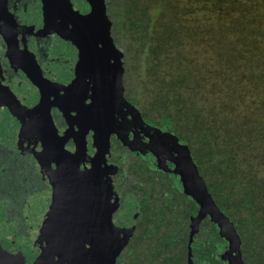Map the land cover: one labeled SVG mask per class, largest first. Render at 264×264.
Returning <instances> with one entry per match:
<instances>
[{"label": "rangeland", "instance_id": "374dc122", "mask_svg": "<svg viewBox=\"0 0 264 264\" xmlns=\"http://www.w3.org/2000/svg\"><path fill=\"white\" fill-rule=\"evenodd\" d=\"M23 11L57 77L2 101L0 264H215L214 229L238 231L220 225V206L264 181V0H28ZM108 157L119 167L102 174ZM43 181L41 199L19 207ZM64 199L87 213H63Z\"/></svg>", "mask_w": 264, "mask_h": 264}, {"label": "flooded vegetation", "instance_id": "af4514ba", "mask_svg": "<svg viewBox=\"0 0 264 264\" xmlns=\"http://www.w3.org/2000/svg\"><path fill=\"white\" fill-rule=\"evenodd\" d=\"M20 1H25V4L21 8H19L21 4ZM27 1L28 0H0V114L3 112L2 101L8 99V93L10 91H15V88L17 86H26L28 88L35 89L37 88L38 84H44L46 79L51 78V80L53 79L54 81L57 77V75L53 73V71L56 69L55 62L57 59L55 57H48L45 50L44 52L38 51L42 44H40L39 39L34 36L36 34H33V31L28 27V23L25 21V17L22 16V13L24 12L23 9L26 8ZM42 79L45 80L41 81ZM54 85H52L53 88L47 85L44 88L47 92V96H50H48V99L50 100L53 98L51 93L52 89L55 88ZM44 123V114L42 112H39V110L37 109L34 113V121L31 127L35 128L38 132H43L44 130L42 129V127L44 126ZM44 143L46 144V147H48V141H46V139ZM70 144L71 143H67L65 145V149L71 151L72 146ZM49 150L52 156L54 155V152H56L54 151V148ZM92 152L94 153V151ZM58 156H60V154H58ZM64 158L65 157L62 156L60 162L63 164V171L66 173V177L62 175L63 183L65 184L66 179L70 176V174H72L73 168L66 159L64 160ZM52 159H54V157L51 158V160ZM89 165L90 164H88V166ZM118 167V163L112 161L111 157H108L106 160V164L101 166V170L103 172H100L102 174H105V171L109 170L110 172L116 173ZM119 173L120 171H118L117 173L118 176L115 175L113 177L112 181L114 182V187L120 186L122 181L124 180L122 177L119 176ZM102 180L103 178L101 179V181ZM64 184H61L63 196L66 194ZM40 185H42L43 189L40 188L37 191L34 188L36 186L35 185L34 187H32V189L35 190L30 189L29 191H26V193L18 199V206L22 207L27 200L30 202L39 201L44 193L43 190H47L48 188L46 182L44 183V181ZM71 188L72 187L70 186V189ZM63 207V213H87L86 211L81 212L74 211L73 209L71 210L70 206L65 202V199L63 202ZM18 216V214L13 215L12 213L6 215L4 222L7 223L8 229L12 234L11 243L18 249H22L23 246L20 244L16 245L15 240L20 229L18 227ZM72 216V214L69 215V219H73ZM78 222H81L82 225H86L87 218H83L81 221ZM207 226V232H209L210 229L215 228L214 223H209L207 224ZM215 231H217V229H214V233L217 235ZM215 242L217 245H212L216 247L215 249H213V251H210V257L215 262V264H224V260H222V255L224 254L223 249L225 248V246L227 248V243L223 244V242ZM24 248L27 250L29 247L25 245ZM218 248L219 250H217ZM27 261L28 264H30L32 262V258L28 257ZM61 261L62 260L59 259L58 261H52L50 264H57Z\"/></svg>", "mask_w": 264, "mask_h": 264}, {"label": "trees", "instance_id": "16d2710c", "mask_svg": "<svg viewBox=\"0 0 264 264\" xmlns=\"http://www.w3.org/2000/svg\"><path fill=\"white\" fill-rule=\"evenodd\" d=\"M260 179L239 183L241 191L246 192V195H237L234 200L220 206L222 212H227L222 217H228L227 220L221 221L220 225L229 227L230 219L236 223L238 231L231 236L215 231L217 235L213 236L212 242L216 240L227 243V246L234 242L237 263L232 261L233 264H264V181ZM253 204L257 210L250 206ZM228 213L231 214L227 215Z\"/></svg>", "mask_w": 264, "mask_h": 264}]
</instances>
